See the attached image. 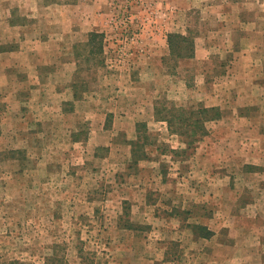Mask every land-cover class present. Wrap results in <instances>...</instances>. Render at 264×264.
Returning a JSON list of instances; mask_svg holds the SVG:
<instances>
[{"label": "rangeland", "instance_id": "obj_1", "mask_svg": "<svg viewBox=\"0 0 264 264\" xmlns=\"http://www.w3.org/2000/svg\"><path fill=\"white\" fill-rule=\"evenodd\" d=\"M0 8V264H264V0ZM200 104L224 115L189 148L156 106Z\"/></svg>", "mask_w": 264, "mask_h": 264}, {"label": "trees", "instance_id": "obj_2", "mask_svg": "<svg viewBox=\"0 0 264 264\" xmlns=\"http://www.w3.org/2000/svg\"><path fill=\"white\" fill-rule=\"evenodd\" d=\"M105 38L106 34L104 32H90L89 40L86 43L88 50L85 59L88 60L91 59V57L99 59L105 49ZM168 42L173 56L185 59L195 57V40L192 37L172 32L168 35ZM79 96V93L75 92V98H78ZM180 110L181 109L174 107L156 106V114L159 119H166L169 122L170 127H173L175 124L176 129H179L177 125H180V127H184L187 130L184 134L187 136L189 148L208 133L206 126L208 121L220 119L224 115L223 110L220 107H207L202 104L197 108L185 109L182 112ZM205 236H207V233Z\"/></svg>", "mask_w": 264, "mask_h": 264}, {"label": "crops", "instance_id": "obj_3", "mask_svg": "<svg viewBox=\"0 0 264 264\" xmlns=\"http://www.w3.org/2000/svg\"><path fill=\"white\" fill-rule=\"evenodd\" d=\"M3 9H5V8H3ZM234 44L237 45V48H239V49L242 48V46L239 44L238 41H236ZM261 46L262 45H259V43H255V44L251 45V47H253L251 49L254 52L264 51V48H263V50L260 49ZM250 51L251 50H241V52L239 51V53H238V56H239L238 57V63L240 64V67H244V70L237 74L236 78H238V80H242V79L250 80V78L252 77V68L249 67V69H251L250 71H247L248 69L246 68L247 63H250V62H248V61H250V59L253 60L256 63V64L254 63L255 65H258L260 63L258 58L257 59H252L251 58L253 56V54ZM226 77L235 78L234 75H232L231 77H230V75H227Z\"/></svg>", "mask_w": 264, "mask_h": 264}]
</instances>
